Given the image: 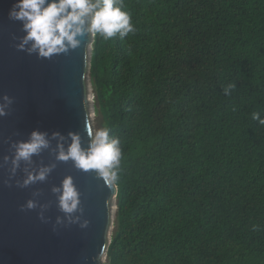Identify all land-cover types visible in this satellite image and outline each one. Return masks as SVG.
Returning <instances> with one entry per match:
<instances>
[{"label": "trees", "instance_id": "16d2710c", "mask_svg": "<svg viewBox=\"0 0 264 264\" xmlns=\"http://www.w3.org/2000/svg\"><path fill=\"white\" fill-rule=\"evenodd\" d=\"M125 4L88 70L122 142L107 264H264V0Z\"/></svg>", "mask_w": 264, "mask_h": 264}, {"label": "water", "instance_id": "95a60500", "mask_svg": "<svg viewBox=\"0 0 264 264\" xmlns=\"http://www.w3.org/2000/svg\"><path fill=\"white\" fill-rule=\"evenodd\" d=\"M15 2L0 0V103L5 94L12 99L7 115L0 116V264H101L111 239V201L117 186L106 185L94 171L77 169L71 160H56V140H51L50 149L34 155L31 165L21 162L14 176L10 171L12 145L27 140L34 129L47 132L50 139L58 131L66 141L69 131L78 132L87 147L92 132L86 91L91 36L85 34L79 47L51 58L20 50L16 45L25 34L22 23L9 18ZM51 163L56 166L45 181L17 185L26 175L25 167L32 170ZM66 175L73 177L80 192L83 212L75 215L89 221L86 227L67 221L56 224L64 213L51 189ZM28 199L36 200L37 207L22 209ZM41 204L47 205L43 221Z\"/></svg>", "mask_w": 264, "mask_h": 264}, {"label": "clouds", "instance_id": "9594fccd", "mask_svg": "<svg viewBox=\"0 0 264 264\" xmlns=\"http://www.w3.org/2000/svg\"><path fill=\"white\" fill-rule=\"evenodd\" d=\"M132 12L128 10L125 0H16L9 11V18L21 21L24 35L19 38L16 47L35 53L41 58H51L53 55L67 53L70 49L80 46V37L98 36L104 41L118 37L123 41L130 33L135 34L136 26L132 22ZM236 89L235 82L223 86L225 95H231ZM12 99L5 94L3 103H0V116L7 115V109ZM233 111L236 108L233 107ZM252 120L264 126V109L252 113ZM112 133L107 126L98 127L88 133V144L84 147L82 137L78 132L69 131L67 141L60 132H53L51 139L45 131L34 129L27 140L15 142L14 155L11 158V174L14 176L21 162L26 165L33 163V156L39 155L45 149L51 148V140H56L55 159L67 162L71 160L77 169L94 171L102 178L106 185H116L120 179L122 147L121 138ZM9 157L4 156L7 164ZM55 163L41 164L38 168L29 170L23 181L17 180L20 187H27L36 182H43L55 168ZM51 191L57 194L59 210L64 217L57 216L56 224L80 223L86 227L87 219L81 221L79 215L83 209L80 207V192L76 187L73 177L66 175L59 185H53ZM38 195V193H34ZM34 209L37 201L28 199L21 208ZM40 219L46 220L44 215L46 204L39 205ZM258 226L253 225V231Z\"/></svg>", "mask_w": 264, "mask_h": 264}, {"label": "rangeland", "instance_id": "374dc122", "mask_svg": "<svg viewBox=\"0 0 264 264\" xmlns=\"http://www.w3.org/2000/svg\"><path fill=\"white\" fill-rule=\"evenodd\" d=\"M92 40H93V36H91V44H89V57H90V51L92 48ZM90 59V58H89ZM89 70V69H88ZM87 70L86 73V91H87V95L90 98V101L88 103V109H89V114H90V126H91V130L93 131L94 129L98 128V122H97V115L95 113V108H94V104H95V97H94V93H93V87L91 85V80H90V76H89V71ZM111 213H110V225H109V236H111V233L113 231V223H114V218H115V212H116V199H113V201H111ZM101 264H107V259L106 257H103L101 260Z\"/></svg>", "mask_w": 264, "mask_h": 264}, {"label": "bare ground", "instance_id": "6f19581e", "mask_svg": "<svg viewBox=\"0 0 264 264\" xmlns=\"http://www.w3.org/2000/svg\"><path fill=\"white\" fill-rule=\"evenodd\" d=\"M111 204H112V203H111ZM112 205H113V204H112ZM112 205H111V206H112Z\"/></svg>", "mask_w": 264, "mask_h": 264}]
</instances>
